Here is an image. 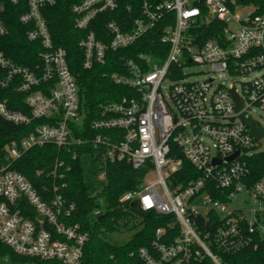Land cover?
I'll return each mask as SVG.
<instances>
[{"label": "built area", "instance_id": "built-area-1", "mask_svg": "<svg viewBox=\"0 0 264 264\" xmlns=\"http://www.w3.org/2000/svg\"><path fill=\"white\" fill-rule=\"evenodd\" d=\"M123 1L81 0L70 8L74 27L83 32L78 46L85 69L105 64L110 53L131 52L154 27L160 32L155 53L147 39L141 50L109 63L115 70L103 75L132 93L99 104L87 129L94 134L82 138L74 135L84 116L78 86L66 51L54 46L42 14L55 0H25L18 19L30 24L26 38L39 41L41 63L30 69L0 50L5 72L0 87L12 85L23 93L29 109L13 110L0 100V116L15 124L49 121L0 151V241L20 256L82 264L90 234L80 222H71L76 204L65 195L70 164L57 158L47 172L50 183L39 190L12 167L29 148L53 144L72 158L81 146L94 150L96 204L89 213L94 219L107 205L101 195L106 163L147 166L139 188L118 198L120 205L136 203L170 218L138 248L142 264H234L230 257L246 249L264 255V173L249 183L247 162L264 150V135L256 138L245 122L250 118L264 129L251 115L255 108L264 112V13L244 0H129L128 11L137 3L133 20L121 25L112 19L100 31L90 29L98 14L116 11ZM238 6L252 10L240 16ZM215 31L219 39L204 35ZM8 32L0 15V35ZM192 64L207 66L209 75L192 78L186 71ZM232 90L242 101L238 109ZM180 171L184 180L177 177Z\"/></svg>", "mask_w": 264, "mask_h": 264}, {"label": "trees", "instance_id": "trees-1", "mask_svg": "<svg viewBox=\"0 0 264 264\" xmlns=\"http://www.w3.org/2000/svg\"><path fill=\"white\" fill-rule=\"evenodd\" d=\"M79 1L81 0H55L54 4L42 8V14L47 21L54 46H60L66 51L69 69L78 86L79 106L84 116L81 125L74 127V135L84 138L88 134H94L87 129L90 121L95 117L94 112L99 104L117 100L123 95L132 93L127 87L117 85L103 75L104 72L115 70L109 63L113 60L119 62L118 55L121 53L133 55L135 51L141 50V45L147 39L154 43L151 49L155 53V44L159 42L157 36L160 32L159 27H154L132 45L131 52L124 48L110 53L105 64L85 69L82 67V51L78 46L83 32L74 27V18L70 10L71 5ZM129 2V0H124L122 6L116 11H104L98 14L91 22L90 29L100 31L105 23L112 19H116L121 25H124L125 21L133 20L138 16L137 3L128 11L126 4ZM244 4L253 6L256 13H264V0H244ZM0 8V15L9 29L7 35H0V50L14 62L33 69L41 63L39 52L42 51V47L39 41H29L26 38L30 24H22L18 19L19 15L26 10L25 0L18 4H13L10 0H0ZM204 35L215 39L220 37L219 31L206 32ZM4 74V70L0 68V78ZM41 86L43 87V84ZM0 100L5 101L7 106L13 110L29 112L24 102V94L16 91L12 85L0 87ZM48 121L47 118L42 117L33 119L28 124H15L0 116V151L6 146L18 143L22 137L34 131L36 126ZM170 147L171 154H173L176 151V145L171 143ZM75 150L77 157L72 158L71 154L65 153L53 144L34 146L16 158L12 167L25 175L39 190L42 184L50 183L47 172L52 168L54 161L57 158L65 159L71 166L65 195L76 204V211L71 222H80L90 234L89 240L83 247L82 264H142L137 256L138 248L148 245L155 228L165 225L170 218L152 211H144L136 203L120 205L118 198L127 190L139 188L147 166L133 168L125 160L108 161L106 163V185L101 192L107 205L101 219H94L89 215L96 204L95 197L91 194L94 185L87 179L81 163V156L83 154L91 156L94 150L88 146H81ZM247 162L250 168L248 180L252 183L264 173V150L252 154ZM183 168H189L191 175H194V168L188 161L183 160ZM37 170L43 172L37 174ZM182 174L183 171L178 172L179 180L185 179ZM122 229H134L135 231L126 242L112 243L109 236ZM3 257H8L13 262L33 260L34 264H62L57 260L20 256L0 241V259ZM229 260L234 264H257L264 262V255L252 249H246L231 256Z\"/></svg>", "mask_w": 264, "mask_h": 264}, {"label": "rangeland", "instance_id": "rangeland-1", "mask_svg": "<svg viewBox=\"0 0 264 264\" xmlns=\"http://www.w3.org/2000/svg\"><path fill=\"white\" fill-rule=\"evenodd\" d=\"M252 9L250 7H237V13L240 16L245 15L247 12H250ZM186 71H192V78L196 79H202L209 75L208 67L201 64H192L189 67H187ZM167 91V89H165ZM251 115H253L254 118H256L259 123L264 127V112L261 110L255 108L252 109ZM262 144L264 147V138L262 140ZM81 163L84 168L85 175L89 181H93L94 176L93 173L98 170V166L93 162L92 157L90 154H83L81 156ZM134 229H122L119 232H115L109 236V240L112 243L122 244L130 239L131 235L134 233ZM0 264H34L33 260H27L25 262H13L9 258H1Z\"/></svg>", "mask_w": 264, "mask_h": 264}, {"label": "water", "instance_id": "water-1", "mask_svg": "<svg viewBox=\"0 0 264 264\" xmlns=\"http://www.w3.org/2000/svg\"><path fill=\"white\" fill-rule=\"evenodd\" d=\"M232 92H233V90H232ZM233 96L236 99V108L238 109L241 107L242 101L240 98L237 97V95L234 92H233ZM241 117H243V115H241ZM245 122L248 124V126L250 127V130H251V133L256 138H260L262 135H264V129L261 127H257L255 120H252L250 118H246ZM235 154H237V152ZM98 219H101V216H99Z\"/></svg>", "mask_w": 264, "mask_h": 264}]
</instances>
